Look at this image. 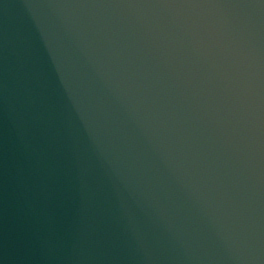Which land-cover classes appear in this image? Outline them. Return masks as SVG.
<instances>
[{"label":"water","instance_id":"95a60500","mask_svg":"<svg viewBox=\"0 0 264 264\" xmlns=\"http://www.w3.org/2000/svg\"><path fill=\"white\" fill-rule=\"evenodd\" d=\"M1 1H4V0H1ZM31 1H32V4H33L31 7L25 8V7H27V5H24V4H17V5H15V7H18V10H23V11L24 10H28V11L32 12L34 10H37L40 6H44L45 5V0H40V1H37V2H36V0L35 1L34 0H31ZM151 2L152 3H155L154 0H151ZM10 28H11L10 30L13 31V33H14V35H15V37L17 39H19L20 37H22V35L28 36L30 38H34L33 36L39 35L40 33L42 34V31H43L41 27H37V28H35V32L36 33H32L30 35L28 33H22L21 31H18L17 28H14V27H10ZM29 29L30 28H28L27 30H29ZM258 37H261V35H259ZM14 49H15V47L12 45L11 51H13ZM15 138H16V141H15V143H13V145H15V144H17V143L20 142L19 135H17ZM13 152L15 154L14 147H10L9 150H5V151L3 150L2 154L5 155V156H8L10 160H13L14 159L16 161V158H15V155L13 154ZM49 189L50 190H55V187L51 184Z\"/></svg>","mask_w":264,"mask_h":264}]
</instances>
